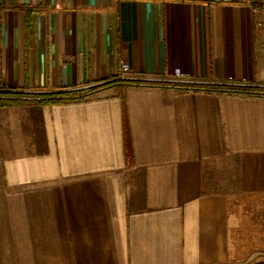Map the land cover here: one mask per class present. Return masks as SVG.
<instances>
[{
    "label": "crops",
    "instance_id": "obj_1",
    "mask_svg": "<svg viewBox=\"0 0 264 264\" xmlns=\"http://www.w3.org/2000/svg\"><path fill=\"white\" fill-rule=\"evenodd\" d=\"M177 70L264 86V0H0V90L109 83L0 106V264H264V94Z\"/></svg>",
    "mask_w": 264,
    "mask_h": 264
},
{
    "label": "trees",
    "instance_id": "obj_2",
    "mask_svg": "<svg viewBox=\"0 0 264 264\" xmlns=\"http://www.w3.org/2000/svg\"><path fill=\"white\" fill-rule=\"evenodd\" d=\"M115 81L114 83H116ZM122 85H145V86H157V87H172L180 90H206V91H217L226 93H238V94H264V86H252V85H231L225 83L218 84H200L193 82H179V81H149L142 79H122L120 81ZM117 82V83H118ZM109 84V83H106ZM104 84V85H106ZM98 85L91 87L88 92H48V93H30L28 96L22 97L25 94L23 91H11L2 89L0 90V106L3 105H15L23 103H59L65 101H72L85 98L95 93L101 86ZM13 96H19L14 98ZM35 97L36 99H34ZM126 148L127 154L131 156V141L128 129L126 130Z\"/></svg>",
    "mask_w": 264,
    "mask_h": 264
},
{
    "label": "built area",
    "instance_id": "obj_3",
    "mask_svg": "<svg viewBox=\"0 0 264 264\" xmlns=\"http://www.w3.org/2000/svg\"><path fill=\"white\" fill-rule=\"evenodd\" d=\"M122 69H123V71H127V70H129V65H128V63H125V62H123L122 63ZM124 78H126V77H124ZM175 80L176 81H185V82H188L189 81V79H188V75H186V74H184V73H182L181 71H179V70H177L176 72H175ZM230 83H233V84H236V82H235V80L232 78V77H230Z\"/></svg>",
    "mask_w": 264,
    "mask_h": 264
},
{
    "label": "rangeland",
    "instance_id": "obj_4",
    "mask_svg": "<svg viewBox=\"0 0 264 264\" xmlns=\"http://www.w3.org/2000/svg\"><path fill=\"white\" fill-rule=\"evenodd\" d=\"M225 84H231L233 85V83H230V77L227 79L226 82H224ZM235 85H240V84H235ZM26 95L22 96V97H31V96H28V94H30V92H25ZM14 98H18L19 96H13Z\"/></svg>",
    "mask_w": 264,
    "mask_h": 264
}]
</instances>
